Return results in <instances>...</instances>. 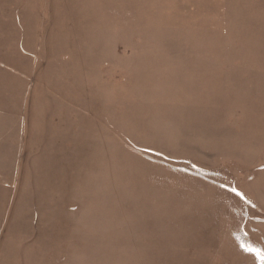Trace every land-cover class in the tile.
Returning a JSON list of instances; mask_svg holds the SVG:
<instances>
[{
	"label": "rangeland",
	"instance_id": "obj_1",
	"mask_svg": "<svg viewBox=\"0 0 264 264\" xmlns=\"http://www.w3.org/2000/svg\"><path fill=\"white\" fill-rule=\"evenodd\" d=\"M246 246L264 0H0V264H264Z\"/></svg>",
	"mask_w": 264,
	"mask_h": 264
},
{
	"label": "crops",
	"instance_id": "obj_2",
	"mask_svg": "<svg viewBox=\"0 0 264 264\" xmlns=\"http://www.w3.org/2000/svg\"><path fill=\"white\" fill-rule=\"evenodd\" d=\"M110 50H111V45H110V48H109ZM109 50V51H110ZM109 62V61H108ZM110 63V62H109ZM108 63V64H109ZM109 65H111V64H109ZM83 89V88H82ZM68 92H69V94H70V96H71V98L73 99L69 104H67L66 105V107L65 108H67L68 109V107H70V110L71 111H69V112H73V113H75L76 115L78 114V113H82V105L81 104H79L77 101H78V99L76 98V97H74V95L75 96H78V90L76 89V87H74V86H72V88L70 89V90H68ZM82 92H83V90H82ZM65 113H68V111H65ZM76 118V117H75ZM74 118V120L76 121V120H78V119H75ZM63 125H68V123H63ZM64 144L65 145H67L68 144V142H69V140L68 139H65L64 141ZM67 169H68V152L66 153V159L65 158H63L62 156H61V160L59 161V170H56V171H50L49 172V175H48V173L46 172V178H47V176H48V178H49V176H51L52 178H54V179H56V178H63V177H65V174H69L68 173V171H67ZM69 175H71V174H69ZM45 187H47V185L45 184ZM57 187H56V189H55V191H56V193H57ZM73 222L74 223H76L75 225H76V227H77V229H78V227L80 226V220H78V221H74L73 220ZM29 238V241H33V239L29 236L28 237ZM33 246H35V247H39V246H36V245H33ZM34 247V248H35ZM35 250V249H34ZM12 257L15 259V263H19V261L17 262V260H16V257L15 256H13L12 255ZM11 262H12V260H11ZM5 264V263H4ZM9 264H11V263H9Z\"/></svg>",
	"mask_w": 264,
	"mask_h": 264
},
{
	"label": "snow or ice",
	"instance_id": "obj_3",
	"mask_svg": "<svg viewBox=\"0 0 264 264\" xmlns=\"http://www.w3.org/2000/svg\"><path fill=\"white\" fill-rule=\"evenodd\" d=\"M246 250L258 256L262 261H264V248L246 246Z\"/></svg>",
	"mask_w": 264,
	"mask_h": 264
}]
</instances>
